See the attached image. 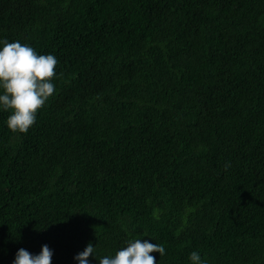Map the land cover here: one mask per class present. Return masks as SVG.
Returning <instances> with one entry per match:
<instances>
[{
    "label": "trees",
    "instance_id": "1",
    "mask_svg": "<svg viewBox=\"0 0 264 264\" xmlns=\"http://www.w3.org/2000/svg\"><path fill=\"white\" fill-rule=\"evenodd\" d=\"M3 40L58 64L26 134L0 107V264H264V0H0Z\"/></svg>",
    "mask_w": 264,
    "mask_h": 264
},
{
    "label": "clouds",
    "instance_id": "2",
    "mask_svg": "<svg viewBox=\"0 0 264 264\" xmlns=\"http://www.w3.org/2000/svg\"><path fill=\"white\" fill-rule=\"evenodd\" d=\"M0 107L11 111L7 126L13 133L26 134L35 124L38 111L54 94L57 58L52 55H40L27 44L20 41H0ZM229 165H225L227 169ZM126 246L114 255L95 257L99 264H156L151 255L158 252L162 257L165 249L160 244H153L140 238L128 239ZM95 248L91 242L78 253L75 259L79 264H89ZM53 252L47 245L37 255L21 248L13 264H51ZM191 264H205L197 251L191 252Z\"/></svg>",
    "mask_w": 264,
    "mask_h": 264
}]
</instances>
